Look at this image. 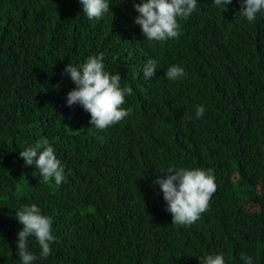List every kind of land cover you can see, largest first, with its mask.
I'll return each instance as SVG.
<instances>
[{
  "label": "trees",
  "instance_id": "trees-1",
  "mask_svg": "<svg viewBox=\"0 0 264 264\" xmlns=\"http://www.w3.org/2000/svg\"><path fill=\"white\" fill-rule=\"evenodd\" d=\"M108 2L102 19L89 20L79 0H0V264H22L15 214L33 203L52 218L55 237L47 258L29 238L33 264H199L205 254L244 264L241 253L264 264V195L235 169L236 159L252 169L264 192V11L249 23L232 6L197 0L178 18L179 37L160 42L134 22L140 0ZM100 53L121 87L133 89L122 106L131 111L121 125L82 132L62 73ZM148 60L156 70L146 79ZM170 65L186 76L168 80ZM180 114L196 120L198 142L170 164L211 167L223 188L201 229L168 221L152 182ZM147 126L140 145L134 130ZM41 139L65 167L60 185L43 183L19 155Z\"/></svg>",
  "mask_w": 264,
  "mask_h": 264
},
{
  "label": "clouds",
  "instance_id": "clouds-1",
  "mask_svg": "<svg viewBox=\"0 0 264 264\" xmlns=\"http://www.w3.org/2000/svg\"><path fill=\"white\" fill-rule=\"evenodd\" d=\"M82 11L89 20H100L110 11L108 0H79ZM214 4L224 11L233 7L249 23L258 20L264 11V0H214ZM197 7V0H140L134 3L138 13L135 23L140 26L143 35L149 41H166L178 38L181 34L178 18L187 19ZM112 12V11H111ZM113 14V13H112ZM114 15V14H113ZM103 53L82 59L80 65L68 63L64 73L71 80L67 85V106L75 105L82 132L93 129L105 130L116 124L121 125L131 109L122 107L125 97L133 94L130 86L121 87L119 73L112 74L105 69ZM156 70V61L148 60L143 73L146 79L151 78ZM166 78L177 81L185 77L183 67L170 65L166 69ZM203 105L196 106V118L203 116ZM115 125V126H116ZM176 142L165 153L152 182L157 184L158 208L162 215L175 225L182 227L206 226L204 217L220 188L215 170L211 167H176L170 163L187 149L190 139L198 142V124L186 114L175 119ZM150 126L144 129L135 128L134 139L140 145L149 141ZM26 165H34L39 171L43 183L54 180L60 185L66 179L65 167L55 154L54 147L47 139L29 144L20 151ZM236 178H242L251 184L259 195H264L256 173L235 160ZM124 201L123 198H120ZM22 230L18 232V253L22 264H33L37 256L29 251V238L34 237L40 247V257L51 254L50 244L55 240L52 235V218L43 215L35 204L24 205L15 214ZM230 252V250L228 251ZM199 264H225L223 254H205L200 256ZM244 264H253V257L241 253ZM196 264V263H195Z\"/></svg>",
  "mask_w": 264,
  "mask_h": 264
}]
</instances>
